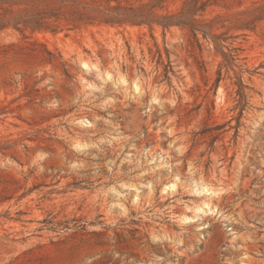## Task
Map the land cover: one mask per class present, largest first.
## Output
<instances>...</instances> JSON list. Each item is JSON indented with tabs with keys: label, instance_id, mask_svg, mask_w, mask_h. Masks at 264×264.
Returning <instances> with one entry per match:
<instances>
[{
	"label": "rangeland",
	"instance_id": "obj_1",
	"mask_svg": "<svg viewBox=\"0 0 264 264\" xmlns=\"http://www.w3.org/2000/svg\"><path fill=\"white\" fill-rule=\"evenodd\" d=\"M258 1L210 9L229 66L181 26L0 32V264H264Z\"/></svg>",
	"mask_w": 264,
	"mask_h": 264
},
{
	"label": "trees",
	"instance_id": "obj_2",
	"mask_svg": "<svg viewBox=\"0 0 264 264\" xmlns=\"http://www.w3.org/2000/svg\"><path fill=\"white\" fill-rule=\"evenodd\" d=\"M180 1L174 9L170 4ZM228 0H0V32L12 28L22 34L30 32H71L92 25H147L167 29L186 27L199 40H211L227 66L240 60L242 48L231 42L226 45L228 32L220 30L227 21L226 14L211 13L213 7L227 6ZM242 31L255 30L264 20V0L235 13ZM244 34V33H243ZM225 49L227 51H225ZM46 52L53 55L49 50ZM168 72V71H167ZM219 75L221 73L219 72ZM220 78V77H218ZM238 95L242 109L246 106L245 85L239 82Z\"/></svg>",
	"mask_w": 264,
	"mask_h": 264
},
{
	"label": "bare ground",
	"instance_id": "obj_3",
	"mask_svg": "<svg viewBox=\"0 0 264 264\" xmlns=\"http://www.w3.org/2000/svg\"><path fill=\"white\" fill-rule=\"evenodd\" d=\"M86 65V64H85ZM135 89L138 91L139 90V87H138V85H136L135 86ZM175 183H171V184H169V185H167V188H171V189H173L174 187H175ZM203 189L204 190H206V191H208V192H210V194H214L215 193V190H213V189H210V188H208L207 186H203ZM199 211H202V212H205V213H208V212H214V209H212L211 208V206H210V204H205L204 206H201L200 208H199ZM186 219H189V217H186Z\"/></svg>",
	"mask_w": 264,
	"mask_h": 264
}]
</instances>
